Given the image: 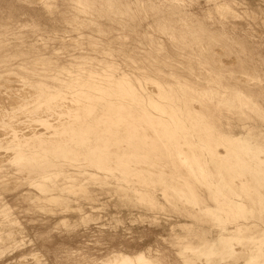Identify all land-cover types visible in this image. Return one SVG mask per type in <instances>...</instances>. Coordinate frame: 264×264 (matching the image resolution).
<instances>
[{"label": "bare ground", "instance_id": "obj_1", "mask_svg": "<svg viewBox=\"0 0 264 264\" xmlns=\"http://www.w3.org/2000/svg\"><path fill=\"white\" fill-rule=\"evenodd\" d=\"M74 1L79 26L96 0ZM212 1L236 17L230 3ZM180 7L174 18L141 3L169 47L149 35V50L118 49L119 61L110 51L63 62L26 49L17 69L0 74V186L26 183L37 201L83 221L84 205L103 209L102 192L120 208L156 213L169 202L185 212L169 227L182 264H264V61ZM9 208L0 202V249L18 242ZM189 218L209 222L216 238L191 243ZM160 256L118 250L90 264H163Z\"/></svg>", "mask_w": 264, "mask_h": 264}, {"label": "rangeland", "instance_id": "obj_2", "mask_svg": "<svg viewBox=\"0 0 264 264\" xmlns=\"http://www.w3.org/2000/svg\"><path fill=\"white\" fill-rule=\"evenodd\" d=\"M147 1L164 8V14L174 18L177 14H171L170 9L182 6L192 13L189 18L199 19L215 33H223L242 43L256 63L264 61V0H223L230 3L236 17L216 13L212 0H96L94 11L79 12V19L86 20L79 26L71 25L77 14L74 0H0V41L4 46L0 49V74L17 69L26 58V49L33 50L30 55H53L60 62L78 54L101 59L104 55L110 57L107 52L112 51L119 61L118 49L130 52L138 45L139 49L149 50V35L171 46L172 43L155 29L154 12L141 8V3ZM98 25L102 32L98 31ZM89 41L97 44H89ZM78 43L82 46L78 47ZM174 43L179 45L180 42L175 40ZM180 45L185 46L182 42ZM19 84L14 81V85ZM0 191V202L10 207L9 215L17 220L14 228H18L15 234L18 242L0 249V264H90L113 251L133 253L148 248L161 251L163 264H182L177 248L169 239V227L175 221L186 219L185 212L179 207L176 210L173 205L175 208H172L169 202L165 203L166 214L128 206H123L127 208L124 209L115 204L113 193L109 196L98 192L101 202L105 200L103 209L101 206L99 210H90L84 205L91 216L83 221L79 211L62 212L53 205L37 201L35 191L26 183L17 186L10 182L1 185ZM203 203L212 204V201L205 198ZM137 214L143 216L138 218ZM190 220L195 221L187 231L191 243L216 238L218 230L204 229L209 222ZM238 258H242V253Z\"/></svg>", "mask_w": 264, "mask_h": 264}]
</instances>
